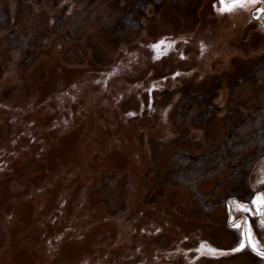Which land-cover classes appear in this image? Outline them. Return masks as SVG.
Here are the masks:
<instances>
[{
  "label": "rangeland",
  "instance_id": "obj_1",
  "mask_svg": "<svg viewBox=\"0 0 264 264\" xmlns=\"http://www.w3.org/2000/svg\"><path fill=\"white\" fill-rule=\"evenodd\" d=\"M221 8L0 0V264H264V0Z\"/></svg>",
  "mask_w": 264,
  "mask_h": 264
},
{
  "label": "trees",
  "instance_id": "obj_2",
  "mask_svg": "<svg viewBox=\"0 0 264 264\" xmlns=\"http://www.w3.org/2000/svg\"><path fill=\"white\" fill-rule=\"evenodd\" d=\"M241 132H240L241 135H239V137H238V139H240V141L236 142V144L238 146H236L234 144V146H236L235 147L236 148L235 151H237V149H239V147L244 148L245 150H248L253 145H256V144L260 143L261 139L264 138V130H263V137H262V135L260 134L261 132H260V129H259V126H258V122L255 125V127H253L252 129H251V127L248 124H246L244 127H242ZM228 142H231V138L227 139L225 141V145L227 147L229 146ZM231 144H232V142H231ZM239 144H240V146H239ZM232 151H233V149L231 150V152ZM214 154L215 153H213V154H211L209 156L204 155V156L198 158V160H199L198 163L201 164V166L199 167L200 168L199 170L201 171L200 174L202 173L203 170H204L203 173L206 172L207 163L209 164V167L212 166V168L218 164V162H219V161H217L218 158L215 157ZM260 154H262V149L260 147L258 149V147H257V151L255 152L254 157L252 159H250V161L252 162L256 158H258ZM234 156H236V155H233V153H232V156L230 158H234ZM178 166H179V164H176L177 168H178Z\"/></svg>",
  "mask_w": 264,
  "mask_h": 264
},
{
  "label": "snow or ice",
  "instance_id": "obj_3",
  "mask_svg": "<svg viewBox=\"0 0 264 264\" xmlns=\"http://www.w3.org/2000/svg\"><path fill=\"white\" fill-rule=\"evenodd\" d=\"M254 2V0H253ZM222 3V8L221 11L222 12H231L233 11L235 8L238 7H243L244 4L246 3V0H221ZM262 12H264V10H261ZM264 202V201H262ZM244 245H241V247H243ZM253 249L255 250V244L253 243L252 245ZM261 255H264V253H261Z\"/></svg>",
  "mask_w": 264,
  "mask_h": 264
},
{
  "label": "flooded vegetation",
  "instance_id": "obj_4",
  "mask_svg": "<svg viewBox=\"0 0 264 264\" xmlns=\"http://www.w3.org/2000/svg\"><path fill=\"white\" fill-rule=\"evenodd\" d=\"M263 206V205H262ZM261 210H263L264 211V206H263V208H260ZM259 216H262V214L261 215H259ZM244 219L246 220V218L244 217Z\"/></svg>",
  "mask_w": 264,
  "mask_h": 264
}]
</instances>
